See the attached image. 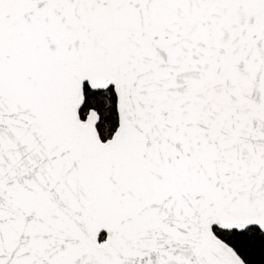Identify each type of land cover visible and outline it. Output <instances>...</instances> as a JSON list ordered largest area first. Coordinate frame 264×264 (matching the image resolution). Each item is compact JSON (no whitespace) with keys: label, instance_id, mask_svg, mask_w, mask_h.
<instances>
[{"label":"snow or ice","instance_id":"obj_1","mask_svg":"<svg viewBox=\"0 0 264 264\" xmlns=\"http://www.w3.org/2000/svg\"><path fill=\"white\" fill-rule=\"evenodd\" d=\"M0 264H264V0H0Z\"/></svg>","mask_w":264,"mask_h":264}]
</instances>
